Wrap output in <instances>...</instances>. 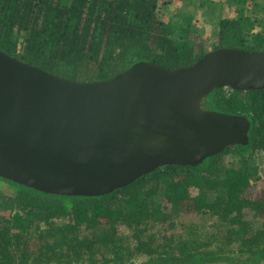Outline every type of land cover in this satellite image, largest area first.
Returning a JSON list of instances; mask_svg holds the SVG:
<instances>
[{
  "label": "trees",
  "instance_id": "1",
  "mask_svg": "<svg viewBox=\"0 0 264 264\" xmlns=\"http://www.w3.org/2000/svg\"><path fill=\"white\" fill-rule=\"evenodd\" d=\"M174 1L0 0V51L76 82L107 80L137 62L188 67L218 48L264 51V0H223L228 15L194 0L217 22L213 39L176 5L159 12ZM202 107L247 118L248 143L102 196L46 194L0 178V264H264V190L249 192L264 157V90L217 88Z\"/></svg>",
  "mask_w": 264,
  "mask_h": 264
},
{
  "label": "water",
  "instance_id": "2",
  "mask_svg": "<svg viewBox=\"0 0 264 264\" xmlns=\"http://www.w3.org/2000/svg\"><path fill=\"white\" fill-rule=\"evenodd\" d=\"M264 90V51L218 48L167 69L137 62L76 82L0 51V178L102 196L164 166H198L248 143L244 116L205 109L213 90Z\"/></svg>",
  "mask_w": 264,
  "mask_h": 264
},
{
  "label": "rangeland",
  "instance_id": "3",
  "mask_svg": "<svg viewBox=\"0 0 264 264\" xmlns=\"http://www.w3.org/2000/svg\"><path fill=\"white\" fill-rule=\"evenodd\" d=\"M187 0H178V2L176 3V0L174 1V3H172V5L168 6V7H164V9L159 10L160 13H165L166 15H170L171 12L173 11V7L174 5L177 6L176 12L178 13V15L182 16V15H186L189 18H193L195 20H197V26H199L201 28V30H203V34L205 36H210L212 39L215 37L216 33H217V22H212L210 21L207 17H204V15H202V9L203 8H199L197 7V3L192 0L191 4H187L186 2ZM214 1V6H215V10L216 13L218 15H224V13L227 14V10L224 9L222 10V5H219L223 0H212ZM255 1H262V0H255ZM264 2V1H263ZM172 9V10H171ZM173 13V12H172ZM229 14V12H228ZM227 14V15H228ZM255 29H258V27H256ZM258 162V176L259 179L257 181H255L252 184L250 195H253L254 197L258 196L260 191L264 190V157H259V159L257 160ZM119 232H123V229H118Z\"/></svg>",
  "mask_w": 264,
  "mask_h": 264
}]
</instances>
